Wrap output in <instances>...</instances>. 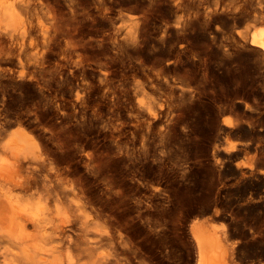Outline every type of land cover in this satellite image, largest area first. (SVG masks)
<instances>
[{
  "label": "bare ground",
  "instance_id": "1",
  "mask_svg": "<svg viewBox=\"0 0 264 264\" xmlns=\"http://www.w3.org/2000/svg\"><path fill=\"white\" fill-rule=\"evenodd\" d=\"M199 25L264 56V0H0V264H264V126L208 116L201 147L181 49L156 56ZM193 147L249 193L210 198L186 228L152 180Z\"/></svg>",
  "mask_w": 264,
  "mask_h": 264
},
{
  "label": "rangeland",
  "instance_id": "2",
  "mask_svg": "<svg viewBox=\"0 0 264 264\" xmlns=\"http://www.w3.org/2000/svg\"><path fill=\"white\" fill-rule=\"evenodd\" d=\"M131 5H132V3H130ZM130 4L128 3V5L127 6H130ZM131 10V9H130ZM131 11H133V12H138V10H134L133 8H132V10ZM201 27V25H199V26H197L195 29H191V30H195L194 32H192L191 30V32L192 33H190V31H188V32H186V34H187V38L186 39H184V40H182V41H177V40H175L176 42H177V44L179 43H182V44H180L181 45V47H180V45L179 46H177V44H173V43H175V41H173L172 43H167V44H164V48H165V46H166V48L164 49L163 47V49L160 47V49H159V51L157 52L158 54L156 55V56H168V55H172V56H175L176 54L178 55V52H180L179 53V57H178V59L179 60H181L182 62H180L178 59H177V61H175V62H177L176 64L177 65H179L178 67H177V65L175 66L176 67V69H177V71H180V72H178V76H182V77H180V79L181 78H186V79H182L183 81L185 80L186 82L185 83H187L188 85H190V88H191V91H192V97L189 99V102H191L190 103V105H192V106H195V108H196V110L197 111H199L198 113H196V116L197 117H199V118H197L198 120H197V123H199V124H197V129H198V132L199 131H201V132H199V133H201L200 135H199V137L201 138L200 140L201 141H199V142H203L202 144H200V146L201 147H204L205 148V146L206 147H208V149L209 148H212V144H210L211 142H213V137H215V135L214 134H217V133H215V132H217V131H215L214 132V130L216 129V127L214 126V124H212V123H214L215 121V123H217L218 121H219V116H220V121H222V119H225V120H233V121H240V122H244V123H246V124H250V126L252 125V127H256V129L258 130L260 127H262V126H264V124L263 125H261L262 124V122H264V56L263 55H261V54H259L257 51H255V50H253V48H251L250 46H246V47H244L243 45H242V47L241 48H243V50H241V48H240V46L238 47V49H237V47L236 46H238L239 44H237L236 45V43H237V40L236 39H234V41H235V47L233 46L234 45V42H232L231 40H229L230 41V43H231V45H232V47H233V50L231 49L232 47H231V45H230V43H229V41H228V39L230 38V39H232V37H233V35H237V34H232V29H227V28H223V29H225V33H226V35H224V36H222L223 35V33H222V30L223 29H221V30H217V32H215L214 30V28H212V29H206V27H204V26H202L203 28H200ZM244 28V26L243 25H241V28ZM201 30H203V29H205L204 31H201ZM241 28H239L240 30H243V28L241 29ZM199 29V30H198ZM230 30V32L229 31H227V30ZM206 30H207V32H206ZM210 30V31H209ZM212 30L214 31L213 33H212ZM198 31V32H197ZM199 31H201L202 32V34H200V32ZM221 31V32H220ZM236 31H237V29H236ZM197 33V36H196V33ZM209 32V33H208ZM229 32V33H228ZM195 33V34H194ZM219 33H221V34H219ZM224 33V34H225ZM228 33V34H227ZM193 34V35H192ZM214 36V38L212 37L211 38V36L212 35ZM217 36H216V35ZM231 34V35H230ZM191 35V36H190ZM221 35V36H220ZM230 35V36H229ZM190 37V39H189V37ZM226 36H228L229 38L228 39H226L227 37ZM192 38V39H191ZM197 38V40H195ZM221 38H223V40L221 39ZM224 38H225V40H224ZM188 39V40H187ZM187 42H186V41ZM192 40V41H191ZM189 41H191V42H189ZM221 41H224V42H221ZM227 43H226V42ZM185 42H186V44H185ZM169 44H171V45H173V46H170ZM184 44V45H183ZM188 44V46H186ZM225 45H226V47H225ZM229 45H230V48H229ZM167 46H170V49H168V47ZM176 46V47H175ZM183 46V47H182ZM171 47L173 48V49H171ZM180 47V48H179ZM187 47V48H186ZM251 48V49H248V48ZM182 48H183V50L184 51H182L181 52V50H182ZM224 48H225V50L227 49L228 51H225L224 50ZM244 48H247V50H245ZM176 51H175V50ZM179 49H181L180 51H178ZM188 49V50H187ZM234 49L235 50H237V52H239V53H237L236 51H234ZM168 50V51H167ZM174 52H173V51ZM187 50V51H186ZM249 50H251V51H249ZM253 50V51H252ZM165 51V52H164ZM178 51V52H177ZM188 51H190V52H188ZM242 51V53H240ZM170 52H172V54L170 53ZM185 52H187V54L185 53ZM236 52V53H235ZM255 52V53H254ZM159 53H161V54H159ZM166 53V54H165ZM182 53V55H180ZM256 53H258V54H256ZM238 54V55H237ZM243 54V55H242ZM184 55V56H183ZM186 56V57H185ZM261 56H263V57H261ZM184 57V58H183ZM261 61V62H260ZM174 62V63H175ZM180 64H179V63ZM182 63V64H181ZM180 67V68H179ZM180 69V70H179ZM181 74V75H180ZM188 81V82H187ZM191 82V83H190ZM192 84V85H191ZM197 88H195V87ZM194 90H196V91H194ZM198 90V91H197ZM197 92H198V94H197ZM200 92V93H199ZM198 95H200V96H198ZM196 96V97H195ZM198 97V98H197ZM193 98V100H191ZM196 98H197V100H196ZM191 100V101H190ZM196 100V101H195ZM199 100H200V102H199ZM192 101H194V102H192ZM196 102H197V104H196ZM194 103V104H193ZM200 107V108H199ZM226 108V109H225ZM232 110H231V109ZM228 110L227 112H225V113H223L222 115H221V111L222 110ZM212 114H211V113ZM199 116H198V115ZM218 114V115H217ZM220 114V115H219ZM212 115H215V116H213L212 117ZM207 116V117H206ZM208 116H210V119L212 120V121H214V122H212L210 119H209V117ZM217 116V117H216ZM212 117V118H211ZM206 118L208 119V121L206 120ZM215 118H217L218 119V121H217V119H215ZM214 119V120H213ZM235 119V120H234ZM238 119V120H237ZM200 120V121H199ZM207 121V122H206ZM260 121H262V122H260ZM212 122V123H211ZM207 123H208V125H207ZM253 123H254V125H253ZM212 124V125H211ZM200 126V128H199V126ZM216 125V124H215ZM212 126H214V127H212ZM260 126V127H259ZM209 128H212L211 130H213V131H211ZM215 128V129H214ZM200 129V130H199ZM207 129V130H206ZM208 132H211V133H209V134H207ZM242 134H243V136H242ZM207 135V136H206ZM209 135V136H208ZM239 135V136H238ZM238 135H234L233 136V138H231V139H236L237 137L236 136H238L239 138H237V139H250V138H253L254 139V135H246L245 134V136H244V133H240V134H238ZM209 138V140H207L206 138ZM246 137V138H245ZM203 139V140H202ZM208 141V142H207ZM203 144H205V145H203ZM207 144V145H206ZM208 144L209 145H211L210 147L208 146ZM195 147V146H194ZM192 148V150H190V152L187 150L186 151V149H182L183 150V152H184V150L187 152H185L186 154L185 155H187L186 157H184V155H183V159H181L180 161H178V159H176L177 157H176V155L175 156H173V158L172 159H170V161H171V163L174 165H172L171 164V166L169 165L170 164V161L169 160H167L166 162H169V163H166L164 166H163V173L162 172H158V174H156L155 175V180L153 179L152 180V183H153V181H154V183L153 184H156V185H159V194L161 195V196H159V197H162V196H164V198L161 200L159 197V200H158V198L157 199H155V202L158 204V208L160 209V210H162V209H164L165 211L167 210V212L170 210L171 212L173 211V213H175L174 215H173V213L171 214L170 213V211L168 212V213H170L172 216H175L177 219H178V221L180 222V223H183V225H186L185 227L186 228H188L189 227V223L192 221L191 219H195L194 217H199V218H201V217H203V216H205V215H202V214H204V213H202L201 211H202V209H204L205 207H207L208 206V204H209V201L212 199V201L214 202L215 200H216V198L218 199H221L222 201H225L224 199H228L229 197L231 198L233 195V197H232V199L234 198L235 199V195H236V197L238 198V196H241L242 194H244V193H246L247 192V194L249 193V190H248V185H249V182H246L245 183V181H243L240 177L238 178V176H237V174H235V177L233 176L234 174H233V170H232V167L230 168V166H231V164L228 166L227 165V167H225V169L223 170V173H226L225 174V176H224V174L222 175V181H221V176L220 177H215L216 178V180H215V178L213 179V175L212 176H210L211 174H212V172L211 171H209L210 170V167H212V165L211 166H209L210 164H212V159H211V152H209L207 155H203L202 157L201 156H199L198 157V155L199 154H201V152H202V149L203 148ZM201 149V150H200ZM181 150V151H182ZM195 151H196V154H197V156L196 155H194L195 154ZM200 151V152H199ZM189 152V153H188ZM194 153L193 155H192V153ZM199 152V153H198ZM251 154L252 153H249V154H246V156H244V158H241V162L243 163V162H246L247 160L249 161V160H251V157L253 156V154H252V156H251ZM188 155H189V158H190V156L191 157H193L192 159L195 161V158H196V160H198V158L199 159H204V160H200L201 161V163H200V161H197V162H194L193 160H191V158L190 159H188ZM196 156V157H195ZM209 156V157H208ZM249 156V157H248ZM195 157V158H194ZM185 158H187L188 160H189V162H188V160L187 159H185ZM250 158V159H249ZM174 159V160H173ZM211 159V160H210ZM176 160V161H175ZM183 160V161H182ZM185 160H186V163H185ZM190 160L193 162L192 164H191V162H190ZM175 163H173V162ZM177 161L180 163V165H178V167H177V165H176V163H177ZM202 161L204 162V164L202 163ZM187 162L188 163H190V164H188L187 165ZM208 164H206V163ZM208 162H210V163H208ZM182 163H185V167H184V164L182 165ZM195 163V164H194ZM196 163H199L200 165H201V168H200V165H198V164H196ZM207 166H209L208 168H205L206 167V165ZM233 164H234V162H233ZM189 165H191V166H189ZM194 165V166H193ZM204 165V166H203ZM176 166V167H175ZM183 166V167H182ZM196 166H197V168H196ZM202 166H203V168H202ZM168 167V168H167ZM182 167V168H181ZM194 167V168H193ZM229 167V169L227 170V172H226V169ZM165 168H167V169H169V170H166ZM171 168H173V169H171ZM180 168V169H179ZM188 169L189 168V170H185V169ZM192 168V169H191ZM178 169V170H177ZM183 169H184V171H189V172H187V174L185 173V172H183ZM198 169V170H197ZM202 169V170H201ZM208 169V170H207ZM171 170V171H170ZM174 170H176L177 172H174ZM181 170H182V173H181ZM201 170V171H200ZM229 170H230V172H229ZM179 171V172H178ZM191 172H194V173H191ZM207 172H209L208 173V175H207ZM175 173V174H174ZM178 173V174H177ZM181 173V174H180ZM211 173V174H210ZM229 173V176L227 177V174ZM170 174H172V175H169ZM182 174H186L185 176L186 177H184L183 178V176L184 175H182ZM191 174V175H190ZM233 174V175H232ZM169 176L168 178H167V176ZM177 177H175V176ZM160 179V182H159V180H157L158 178ZM161 176V177H160ZM162 176H166V177H162ZM179 176H182V177H179ZM189 176H190V180H189ZM192 176V177H191ZM205 176H207V178L205 177ZM216 176V175H215ZM173 177V178H172ZM210 177H211V179H213V181L210 179ZM224 177V178H223ZM233 177V178H232ZM162 178V179H161ZM183 178V180H181ZM188 178V179H187ZM236 178V179H235ZM177 179V180H176ZM217 179H218V181H217ZM220 179V180H219ZM223 179L224 180H226L225 182H223ZM232 179V181H230V180ZM238 179V180H237ZM177 182H176V181ZM187 182H185V181ZM207 180V181H206ZM227 180H228V182H227ZM234 180H236V181H234ZM241 180V181H240ZM157 181V182H156ZM162 181H163V183H162ZM174 183H173V182ZM181 181H182V184L183 185H181L180 183H181ZM184 181V182H183ZM214 181H216V182H214ZM220 181V182H219ZM240 181V184H239V187H238V184H237V182H239ZM159 182V183H158ZM166 182H167V184H166ZM168 182H169V184H168ZM172 182V183H171ZM180 182V183H179ZM212 182H214L215 184H213ZM219 182V183H218ZM232 182V183H231ZM234 182V183H233ZM242 182V183H241ZM244 182V183H243ZM161 183V184H160ZM184 183H186V186H185V184ZM222 183V184H221ZM229 183V184H228ZM163 184V185H162ZM172 184H175V185H177V186H174V185H172ZM211 184V185H210ZM218 185L217 187H215L214 185ZM224 184V185H223ZM228 184V185H227ZM233 184H235V186L233 185ZM167 185V186H166ZM171 186V187H168V186ZM210 187V188H208V186ZM231 185V186H230ZM237 185V186H236ZM245 185V186H244ZM163 186H164V188H163ZM185 187V188H183V187ZM212 186V187H211ZM225 186V188H223ZM234 186V187H233ZM242 186V187H241ZM248 186V187H247ZM163 189H162V188ZM174 187H177L176 188V190H178V191H176L175 190V188ZM213 187H215V188H213ZM230 187V188H229ZM237 187V188H236ZM245 187V188H244ZM166 188V190H164ZM169 188V192L170 193H166V191L168 192V189ZM172 188V189H171ZM182 188V189H181ZM213 188V189H212ZM232 188V189H231ZM243 189V191L241 190V189ZM174 189V190H173ZM186 189V191L185 192H187L188 193V195L186 196V194L187 193H184V190ZM209 189H211L210 191H211V193L212 192H217V194H214V193H212V197L211 196H209L210 195V192L208 191ZM215 189V190H214ZM218 189V190H217ZM224 189V190H223ZM228 190V191H226V190ZM245 189V190H244ZM162 190H163V192H164V194L166 195H162L161 193H163L162 192ZM173 190V191H172ZM180 190H181V192H180ZM213 190V191H212ZM238 190V191H237ZM176 191V192H175ZM182 191H183V193H182ZM229 191L231 192V193H229ZM232 191H235V192H232ZM237 191V192H236ZM246 191V192H245ZM161 192V193H160ZM172 192V193H171ZM173 192H175V193H173ZM178 192V193H177ZM209 192V193H208ZM223 192V193H222ZM238 192H241V193H238ZM180 193V194H179ZM219 193H222V194H220L219 195ZM225 193H227V195L228 194H230V195H226ZM235 193V194H234ZM236 193H238V194H236ZM169 194H171V195H169ZM173 194H175V195H173ZM176 194H177V196H178V198L181 200V202H180V200H178V198H177V196H176ZM186 196H184V195ZM214 194V195H213ZM182 195V197H180ZM225 197H228V198H225ZM169 196V197H168ZM216 196V197H215ZM169 200H166V198ZM172 197V198H171ZM185 197V198H184ZM188 197V198H187ZM190 197V198H189ZM171 198V199H170ZM186 198H187V200H186ZM211 198V199H210ZM224 198V199H223ZM236 198V199H237ZM165 199V200H164ZM185 199V200H184ZM158 200V201H157ZM177 200V201H176ZM190 200V201H189ZM162 203V204H164L165 205V201H166V205H167V208L165 209V207H166V205L164 206V205H162L160 202ZM170 201H173V202H170ZM210 202V204L211 203H213V202ZM179 202V203H178ZM185 202V203H184ZM169 203H172V204H169ZM176 203V204H175ZM180 203H182L183 204V206L180 204ZM187 203L189 204L188 205V207L190 208V210H189V208L186 206L187 205ZM161 204V205H160ZM185 204V205H184ZM209 204V205H210ZM160 205V206H159ZM176 205V206H175ZM162 206V207H161ZM169 206H170V209H168L169 208ZM180 206V207H179ZM205 206V207H204ZM161 207V208H160ZM172 207L174 208V209H172ZM178 207V208H177ZM183 207V208H182ZM176 208V209H175ZM179 208L180 209H184V210H179ZM186 208V209H185ZM188 208V209H187ZM192 209V210H191ZM194 209H195V211H194ZM179 212V216L180 215H182V214H184V215H182V216H178L177 214H178V212ZM197 210V211H196ZM186 212V213H183V212ZM188 211L190 212V213H188ZM193 211V212H192ZM182 212V213H181ZM210 212H212V213H210ZM181 213V214H180ZM188 213V214H187ZM200 213V214H199ZM208 213H210V215L211 214H213L214 215V213L215 212H213V211H209ZM208 213H205L206 214V216L205 217H209V218H211V216H213V215H209ZM194 214V215H193ZM199 216H198V215ZM207 214H208V216H207ZM186 215H191V216H186ZM178 216V217H177ZM183 216L184 217H186L185 219L183 218ZM193 216V217H192ZM184 219L185 221L184 222H181V221H183L182 219ZM220 218V219H219ZM228 217H225V216H223V217H216L215 218V222L216 223H218L220 226L221 225H223V224H227V222H228V219H227ZM181 219V220H180ZM186 219H187V221H186ZM190 219V220H189ZM219 220L220 222H226V223H220L219 221H217V220ZM223 219V221H221ZM226 220V221H225ZM189 221V222H188ZM258 250L256 249V248H251L250 250H249V253H251L252 255L253 254H255L256 252H257ZM158 254V256H160V253L159 252H157ZM1 259V258H0ZM0 262H1V260H0Z\"/></svg>",
  "mask_w": 264,
  "mask_h": 264
}]
</instances>
